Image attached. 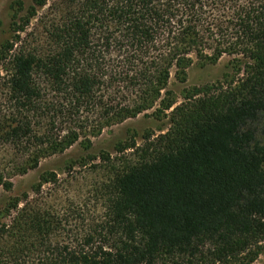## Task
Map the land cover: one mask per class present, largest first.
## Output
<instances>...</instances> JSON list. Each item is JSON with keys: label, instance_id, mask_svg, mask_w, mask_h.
Here are the masks:
<instances>
[{"label": "trees", "instance_id": "16d2710c", "mask_svg": "<svg viewBox=\"0 0 264 264\" xmlns=\"http://www.w3.org/2000/svg\"><path fill=\"white\" fill-rule=\"evenodd\" d=\"M47 2L17 1L0 45V150L9 152L0 190L144 111L168 128L95 157L98 213L75 244L49 202L56 172L10 196L0 264H251L264 255V0ZM224 54L234 75L185 88L178 101L172 75L184 82L194 60Z\"/></svg>", "mask_w": 264, "mask_h": 264}, {"label": "rangeland", "instance_id": "374dc122", "mask_svg": "<svg viewBox=\"0 0 264 264\" xmlns=\"http://www.w3.org/2000/svg\"><path fill=\"white\" fill-rule=\"evenodd\" d=\"M17 1H22L24 8L32 4V0H0V45L11 36L10 24L14 10L18 6ZM47 1V5H49L53 0ZM43 10L40 9L41 12ZM235 70L236 63L231 55L224 54L215 63L201 64L194 60L187 69L186 80L179 82L172 75L169 87L179 101L183 89L222 80L226 76L234 75ZM167 128V117L156 118L152 114V110H147L135 117L105 127L96 136H88L89 146H86L85 137H80L63 152L42 158L35 169L23 173L21 171L16 172L11 179L13 182L11 191L0 190V209L10 196L20 195L30 190L41 172L45 170L54 171L57 173L60 182L55 186L57 192L49 198V202L62 215L61 218L64 223L61 235L64 239L75 244L77 242L76 236L81 235L87 229L91 219L98 213V206L95 204L90 190L91 185L97 179L95 172H91L93 163L97 162L95 157L101 152L114 155L117 143L131 136L134 137L137 144H140L146 133L158 134L166 131ZM8 153L7 149H1L0 158L7 160ZM20 161L22 160L17 159L19 165L21 164ZM82 161L86 164L83 165ZM3 168L8 170L10 167ZM44 190L48 193L51 192L47 188ZM251 264H264V255H259Z\"/></svg>", "mask_w": 264, "mask_h": 264}]
</instances>
